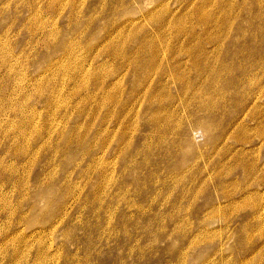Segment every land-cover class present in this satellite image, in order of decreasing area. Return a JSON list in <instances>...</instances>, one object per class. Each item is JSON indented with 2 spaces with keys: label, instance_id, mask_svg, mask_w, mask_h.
<instances>
[{
  "label": "rangeland",
  "instance_id": "374dc122",
  "mask_svg": "<svg viewBox=\"0 0 264 264\" xmlns=\"http://www.w3.org/2000/svg\"><path fill=\"white\" fill-rule=\"evenodd\" d=\"M0 62V264H264V0H0Z\"/></svg>",
  "mask_w": 264,
  "mask_h": 264
},
{
  "label": "bare ground",
  "instance_id": "6f19581e",
  "mask_svg": "<svg viewBox=\"0 0 264 264\" xmlns=\"http://www.w3.org/2000/svg\"><path fill=\"white\" fill-rule=\"evenodd\" d=\"M222 3H223V2H222ZM222 3H220V4H222ZM125 20H126V19H125ZM133 21H134V20H133ZM128 23H129V22H128ZM117 31H118V30H117ZM128 33H129V32H128ZM114 35H115V34H114ZM128 37H129V35H128ZM205 38H206V37H205ZM119 39H120V38H119ZM127 39H128V38H127ZM48 40H51V39H48ZM128 40H129V39H128ZM126 41H127V40H126ZM149 41H150V40H149ZM110 43H111V42H110ZM44 45H45V44H44ZM123 45H124V44H123ZM109 46H110V44H109ZM114 46H115V45H114ZM117 47H118V46H117ZM121 47H122V46H121ZM121 47H120V48H121ZM123 47H124V46H123ZM66 48H69V47H66ZM122 49H123V48H122ZM72 50H73V49H72ZM61 54H62V53H61ZM210 56H211V55H210ZM108 57H109V56H108ZM123 58H124V57H123ZM2 59H3V58H2ZM195 60H197V59H195ZM3 61H4V60H3ZM3 61H2V62H3ZM206 61H207V60H206ZM6 62H7V60H6ZM10 63H11V62H10ZM204 63H205V62H204ZM0 64H1V62H0ZM4 64H5V63H4ZM59 64H60V63H59ZM0 66H1V65H0ZM57 68H58V67H57ZM80 70H81V69H80ZM183 71H184V70H183ZM82 72H83V71H82ZM98 74H99V73H98ZM108 74H109V72H108ZM254 74H255V73H254ZM102 75H103V74H102ZM104 75H105V74H104ZM104 75H103V76H104ZM100 76H101V75H100ZM117 76H118V75H117ZM250 76H251V75H250ZM254 76H255V75H254ZM2 77H3V76H2ZM3 78H4V77H3ZM101 78H102V77H101ZM4 79H6V78H4ZM93 79H94V78H93ZM172 79H173V78H172ZM188 80H189V79H188ZM33 81H34V80H33ZM112 81H113V80H112ZM4 82H5V81H4ZM4 82H3V83H4ZM6 82H7V81H6ZM32 83H33V82H32ZM7 84H8V83H7ZM190 84H191V83H190ZM1 86H2V85H1ZM12 86H13V85H12ZM97 86H98V85H97ZM43 87H45V86H43ZM186 87H187V86H186ZM186 87H185V88H186ZM5 88H6V86H5ZM7 88H8V87H7ZM46 88H47V87H46ZM108 90H109V89H108ZM5 91H6V89H5ZM5 91H4V92H5ZM137 92H138V91H137ZM45 93H46V92H45ZM220 93H221V92H220ZM5 95H6V94H5ZM5 95H4V96L1 95V96L4 98ZM8 95H9V93H8ZM101 96H102V95H101ZM48 97H49V96H48ZM78 97H79V96H78ZM5 98H6V97H5ZM19 98H20V97H19ZM99 98H100V97H99ZM101 98H102V97H101ZM90 99H92V98H90ZM5 100H6V99H5ZM18 100H19V99H18ZM45 102H46V101H45ZM52 102H53V101H52ZM83 102H84V101H83ZM87 102H88V101H87ZM90 102H91V101H90ZM104 103H105V102H104ZM80 104H81V102H80ZM80 104H79V105H80ZM86 104H87V103H86ZM86 104H85V105H86ZM90 105H91V104H90ZM47 106H48V105H47ZM47 106H46V107H47ZM8 107H9V106H8ZM50 107H52V105H51ZM6 109H7V108H6ZM88 109H89V108H88ZM91 109H92V108H91ZM67 110H68V109H67ZM70 111H71V110H70ZM8 112H9V111H8ZM86 112H87V111H86ZM13 114H14V113H13ZM11 115H12V114H11ZM14 115H15V117H16V114H14ZM49 116H50V115H49ZM86 116H87V115H86ZM13 120H14V119H13ZM10 121H11V120H10ZM53 121H55V120H53ZM11 122H12V121H11ZM51 122H52V121H51ZM13 124H14V123H13ZM116 124H117V123H116ZM209 124H210V123H209ZM7 125H8V124H7ZM9 125H10V123H9ZM10 126H11V125H10ZM10 126H9V127H10ZM54 127H55V126H54ZM42 131H43V130H42ZM42 131H41V132H42ZM50 132H51V131H50ZM11 133H12V132H11ZM11 133H9V134L11 135ZM52 133H53V132H52ZM59 133H61V132L59 131ZM45 134H46V133H45ZM57 134H58V133H57ZM62 134H63V133H62ZM49 135H51V134H49ZM19 137H20V136H19ZM44 138H45V137H44ZM47 138H48V137H47ZM49 139H51V138H49ZM9 140H10V139H9ZM42 140H43V139H42ZM11 141H12V140H11ZM45 142H46V141H45ZM58 142H59V141H58ZM46 146H47V145H46ZM17 147H18V146H17ZM15 153H16V152H15ZM20 153H21V152H20ZM52 155H53V154H52ZM56 156H57V154H56ZM56 156H55V157H56ZM24 157H25V156H24ZM53 157H54V156H53ZM53 162H54V161H53ZM102 164H103V163H102ZM3 165H5V164H3ZM7 165H8V164H7ZM53 166H54V165H53ZM6 167H7V166H6ZM87 167H88V166H87ZM103 167H104V166H103ZM4 168H5V167H4ZM100 168H101V167H100ZM11 169L14 170V168H11ZM5 170H6V169H5ZM6 172H8V171H6ZM16 172H17V170H16ZM16 172H15V173H16ZM106 173H107V172H106ZM109 173H110V172H109ZM49 177H50V176H49ZM22 178H23V176H22ZM104 180H105V179H104ZM104 180H103V181H104ZM99 181H100V180H99ZM14 182H15V181H14ZM13 184H14V183H13ZM24 186H25V185H24ZM110 187H111V186H110ZM105 188H106V187H105ZM107 189H108V188H107ZM107 189H105V190H107ZM138 189H140V187H139ZM109 191H110V190H109ZM20 193H21V190H20ZM121 193H122V192H121ZM103 194H104V192H103ZM103 194H102V195H103ZM124 195H125V194H124ZM97 196H98V195H97ZM99 196H100V195H99ZM122 197H124V196L122 195ZM120 202H121V201H120ZM101 203H103V201H102ZM125 203H126V202H125ZM83 205H84V204H83ZM99 205H100V204H99ZM99 205H97V206H99ZM108 206H110V205H108ZM129 206H130V205H129ZM131 206H132V205H131ZM115 207H116V206H115ZM83 208H84V207H83ZM99 208H100V207H99ZM101 208H102V207H101ZM101 208H100V209H101ZM5 210H6V209H5ZM92 210H93V209H92ZM140 210H142V209H140ZM99 211H100V210H99ZM109 211H110V210H109ZM131 211H132V210H131ZM106 212H107V211H106ZM110 212H112V211H110ZM111 220H112V219H111ZM4 238H5V237H4Z\"/></svg>",
  "mask_w": 264,
  "mask_h": 264
}]
</instances>
